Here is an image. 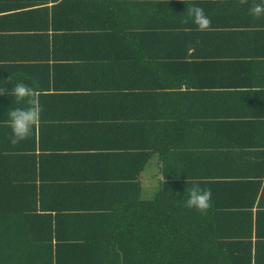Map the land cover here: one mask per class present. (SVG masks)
Masks as SVG:
<instances>
[{
	"label": "trees",
	"instance_id": "1",
	"mask_svg": "<svg viewBox=\"0 0 264 264\" xmlns=\"http://www.w3.org/2000/svg\"><path fill=\"white\" fill-rule=\"evenodd\" d=\"M260 2L0 0V41L31 45L1 48L0 90L24 83L43 109L13 146L4 121L26 105L0 95V264H264ZM193 181L206 216L183 206Z\"/></svg>",
	"mask_w": 264,
	"mask_h": 264
},
{
	"label": "clouds",
	"instance_id": "2",
	"mask_svg": "<svg viewBox=\"0 0 264 264\" xmlns=\"http://www.w3.org/2000/svg\"><path fill=\"white\" fill-rule=\"evenodd\" d=\"M238 3L241 6L248 5V0H238ZM186 11L191 22L196 26V30L200 32L214 31L212 21L202 7L191 6ZM248 15L256 19L264 17V0H261L260 3L251 4L248 7ZM185 23H188V21L186 20ZM5 92H8V90L2 87L0 95H4ZM8 94L14 96L15 104L26 105V107L11 109L7 113L8 120L4 121L11 129L9 142L11 145L16 146L31 138L34 129L41 123L43 109L38 103L35 89L24 83L14 85ZM185 196L183 206L190 211H196L202 216L208 215L213 207L211 189L201 188L196 181H193L192 186L185 191L183 197Z\"/></svg>",
	"mask_w": 264,
	"mask_h": 264
},
{
	"label": "rangeland",
	"instance_id": "3",
	"mask_svg": "<svg viewBox=\"0 0 264 264\" xmlns=\"http://www.w3.org/2000/svg\"><path fill=\"white\" fill-rule=\"evenodd\" d=\"M160 179L156 157H153L147 164L145 170L141 174L142 184V200H148L157 189V182Z\"/></svg>",
	"mask_w": 264,
	"mask_h": 264
},
{
	"label": "crops",
	"instance_id": "4",
	"mask_svg": "<svg viewBox=\"0 0 264 264\" xmlns=\"http://www.w3.org/2000/svg\"><path fill=\"white\" fill-rule=\"evenodd\" d=\"M5 35V39H1L4 41H0V58H4L2 57L3 55H5V57H9V58H16L19 54L21 55H26L28 56V54L31 53V45H26V44H21L19 43L16 38H14V36L16 34H12L11 32H7ZM28 39V38H27ZM4 47L5 48V53L2 55L1 52V48ZM0 62H2V60H0Z\"/></svg>",
	"mask_w": 264,
	"mask_h": 264
}]
</instances>
